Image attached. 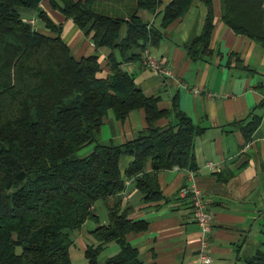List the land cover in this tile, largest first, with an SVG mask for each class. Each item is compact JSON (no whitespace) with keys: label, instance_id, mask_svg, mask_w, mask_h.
<instances>
[{"label":"trees","instance_id":"16d2710c","mask_svg":"<svg viewBox=\"0 0 264 264\" xmlns=\"http://www.w3.org/2000/svg\"><path fill=\"white\" fill-rule=\"evenodd\" d=\"M60 1L63 13L87 28L96 47L110 50L104 65L96 54L76 58L39 9L40 0H0V264H71L72 233L87 219L95 225L90 229L94 241L84 248L85 264H149L125 237L146 227L144 219L128 217L131 207L122 205L126 178L133 179L144 199L161 198L157 172L174 166L195 170L194 139L204 127L175 101L171 108H159L158 97L146 94L123 64L141 63L142 50L157 45L165 27L192 0H169L159 11L158 24L138 10L156 14L160 0H128L127 16L105 12L95 0ZM202 1L207 13L188 46L194 60L211 54L212 0ZM22 8L37 11L55 33L28 23ZM220 9L226 25L264 47V0H220ZM259 88V106L264 108V81ZM138 108L144 110L147 125L135 138L115 142L101 137L108 109L123 120ZM170 115L165 125L153 124ZM261 119L251 112L233 123L248 138ZM88 144L92 148L80 156L78 151ZM121 154L133 156L123 173ZM97 200L105 207L104 223L95 211ZM111 243L116 252L100 260ZM245 264H264V248Z\"/></svg>","mask_w":264,"mask_h":264},{"label":"crops","instance_id":"0c3cea01","mask_svg":"<svg viewBox=\"0 0 264 264\" xmlns=\"http://www.w3.org/2000/svg\"><path fill=\"white\" fill-rule=\"evenodd\" d=\"M168 2L160 0L156 14L145 10H138V14L158 24L159 11ZM60 5V0H40L38 7L76 58L96 54L104 65L110 49L96 47L87 28H80ZM95 5L105 12L127 16L131 2L95 0ZM212 8L210 55L194 60L188 54V46L199 34L207 13L202 0H192L186 12L165 27L166 35L160 42L148 47L149 55L168 68V73L145 67L139 60L123 64L146 94L158 97L159 108H171L175 101L195 124L204 127L194 139L195 170L174 166L157 172L161 198L144 199L133 179L126 178L122 205L131 207L128 217L144 219L146 227L128 232L125 237L144 263L197 264L200 232L192 218V187L202 191L212 215L209 264H245L247 257L264 248V108L259 106L263 97L259 85L264 81V47L221 20L220 0H212ZM21 13L23 19H33L36 29L55 33L34 9L22 8ZM124 29L122 24L119 37ZM251 112L262 119L246 138L233 122L246 120ZM170 119L171 115L163 116L153 124L162 126ZM146 125L142 108L130 110L123 120H116L108 109L100 135L124 142L135 138ZM132 159L131 154L119 156L122 173ZM104 216L101 219L98 215L101 223L106 222ZM93 225L95 222L87 219L73 232V245L78 243L81 251L77 264L86 262L83 252L86 244L94 241L90 233ZM116 250L117 245L111 243L109 254Z\"/></svg>","mask_w":264,"mask_h":264},{"label":"built area","instance_id":"2783aa9c","mask_svg":"<svg viewBox=\"0 0 264 264\" xmlns=\"http://www.w3.org/2000/svg\"><path fill=\"white\" fill-rule=\"evenodd\" d=\"M33 26V19H25ZM141 64L145 67L155 68L160 72L168 73L169 69L149 55L148 47L141 52ZM196 92V90H194ZM212 166V164H210ZM192 218L197 223L200 237L197 249V264H209L210 257V232L212 226V215L206 205V200L200 189L192 187L189 190Z\"/></svg>","mask_w":264,"mask_h":264},{"label":"rangeland","instance_id":"374dc122","mask_svg":"<svg viewBox=\"0 0 264 264\" xmlns=\"http://www.w3.org/2000/svg\"><path fill=\"white\" fill-rule=\"evenodd\" d=\"M91 148H92V144L85 145L82 148H80V150L78 151V154L80 156L85 155L90 151ZM103 205L104 204L101 200H97L94 204L95 211H96L97 215L101 216V219H105L104 215L106 214V211L103 213V210L105 209ZM72 236H74L73 233H72ZM109 247H110V245L99 254L98 258L100 260H102L104 258V256L109 254ZM70 250H71L70 255H71L73 264H77L81 260L79 258V257H81V251H80V248L78 246V243H75V245H71Z\"/></svg>","mask_w":264,"mask_h":264}]
</instances>
